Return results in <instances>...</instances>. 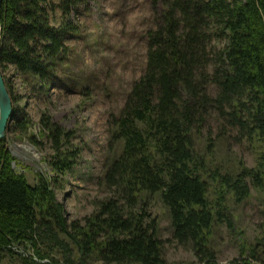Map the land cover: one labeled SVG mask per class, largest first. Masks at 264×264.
<instances>
[{
	"label": "trees",
	"instance_id": "trees-1",
	"mask_svg": "<svg viewBox=\"0 0 264 264\" xmlns=\"http://www.w3.org/2000/svg\"><path fill=\"white\" fill-rule=\"evenodd\" d=\"M80 1L1 0L0 67L13 65L46 83L67 62L66 41L77 30L71 13ZM150 2L144 70L120 110L108 118L114 154L105 160L101 180L112 195L99 201L84 224L68 221L47 178L37 173L31 184L16 172L15 158L1 138L0 257L19 256L13 247L29 245L45 263L61 264L59 250L71 245L93 263L168 264L157 220L148 219L137 206L157 195L167 209L172 238L192 248L196 264H219L209 238L214 224L232 228L227 199H246L248 181L256 190L264 187V0ZM55 8L61 11L58 25L50 21ZM4 81L14 103L16 97ZM213 116L221 135L234 128L241 140L256 147L253 167L213 165ZM12 120L20 133L32 125L15 108ZM39 124L53 149V174H65L77 156L70 132L44 115ZM30 138L35 141L34 135ZM227 264H264V256L251 251Z\"/></svg>",
	"mask_w": 264,
	"mask_h": 264
},
{
	"label": "rangeland",
	"instance_id": "rangeland-1",
	"mask_svg": "<svg viewBox=\"0 0 264 264\" xmlns=\"http://www.w3.org/2000/svg\"><path fill=\"white\" fill-rule=\"evenodd\" d=\"M52 1L58 3L60 0ZM150 1L81 0L76 12L71 13L77 30L73 38L66 41L70 49L67 62L60 64L46 83L21 74L13 65L0 67L16 97L12 110L15 108L32 121L24 133L14 130L11 124L14 119L7 126L5 144L15 158L12 166L16 172L24 173L31 184L36 182L37 173L47 178L57 200L64 205L68 221L79 220L84 224L85 217L97 210L99 201L112 195L101 180L104 162L114 154L108 118L120 110L132 82L144 70L145 32L152 26ZM60 15V9L55 8L50 13L51 24L58 25ZM41 115L71 134L70 144L77 156L65 174L55 176L49 165L53 149L45 130L43 134L39 132ZM209 125L215 143L214 151L208 155L213 165L235 169L256 164V147L241 140L234 128H226V133L221 135L220 122L214 116ZM32 135L35 141L30 138ZM202 143L198 145L204 150ZM248 183L250 195L246 199L240 203L226 201L232 228L219 223L211 228L209 246L219 264L247 257L251 251L259 258L264 256V187L256 190ZM212 196L215 195L211 189ZM137 206L144 208L148 219L157 220L158 236L168 264L197 263L192 248L172 238L167 209L157 195L149 196ZM13 249L20 251L19 256L5 253L0 257V264H47L29 245ZM59 252L63 255V258L58 256L61 264H81L80 257L85 260L83 264H103L93 263L71 245L65 252L63 249ZM22 257H31V260L25 262ZM67 258L72 263L65 261Z\"/></svg>",
	"mask_w": 264,
	"mask_h": 264
},
{
	"label": "water",
	"instance_id": "water-1",
	"mask_svg": "<svg viewBox=\"0 0 264 264\" xmlns=\"http://www.w3.org/2000/svg\"><path fill=\"white\" fill-rule=\"evenodd\" d=\"M0 41H1V26H0ZM11 119H12V101L0 69V139L5 137L7 126L11 121Z\"/></svg>",
	"mask_w": 264,
	"mask_h": 264
}]
</instances>
